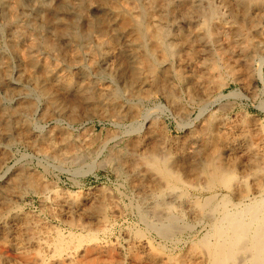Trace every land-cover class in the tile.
<instances>
[{"label": "bare ground", "instance_id": "bare-ground-1", "mask_svg": "<svg viewBox=\"0 0 264 264\" xmlns=\"http://www.w3.org/2000/svg\"><path fill=\"white\" fill-rule=\"evenodd\" d=\"M28 1L36 3L39 8L45 7L47 15H30L25 0H0L6 23L4 32L0 33L7 34L11 52L20 57L24 64V75L28 81H34L36 92L46 100L49 112H45L42 118H51L52 115L70 118L75 114L76 98H94L102 107V110L99 109L102 112L107 110V106L111 109L110 105L114 103L119 110V89L99 87L90 78L83 82L75 80V73L81 72L88 77L98 68L123 77V89L139 91L142 98L150 97L155 92L166 91L169 94L171 90L167 75L171 77L175 73L169 61L173 57L180 58L185 49L202 60L203 66L199 65L203 69L189 81L187 94L201 104L202 111H206L220 95L222 81L219 78L232 75L241 80L240 74L243 73L241 65L224 60L227 51L223 52L220 41L223 38L226 40L228 50L241 48L248 53L247 57L255 49V37L264 33V0H59L54 6L45 5L44 0ZM95 3L102 11L99 18L87 16ZM115 27L119 29L118 37ZM120 35L123 39L121 48L116 43ZM122 48L126 51L137 50L140 57L127 65L121 58ZM98 56L100 65H97ZM193 57L188 59L192 61ZM85 62L89 70L82 72ZM245 65L249 69L253 66L250 62ZM254 74L256 77V72ZM0 88L11 96H16V93L22 96L17 104L14 100L16 105L11 108L0 97V136L15 129L20 137L32 141V145H29L45 156L65 151L70 154L71 161L78 160L79 156L71 152L72 149L66 150L65 143H69L70 138L65 130H52L44 137L29 134L30 119L36 111L37 101L30 97L28 89L16 91L10 83V71L3 59H0ZM168 96L170 103L180 111L179 99L175 100L171 93ZM150 113V109L132 112L126 118L129 129L126 128L125 132L131 134L137 131L138 119H146ZM208 115L203 118L204 123L201 122L199 128L188 132L182 147L160 137L159 125L153 121L149 122L145 133L142 132V137L137 135L140 138L127 145L133 157L128 171L136 174L139 167L148 169V178L134 179L132 187H135V197L130 202L132 211L144 226L143 231H132L131 236H125V242L97 243L84 251L74 252L71 249L68 251V242L61 238L50 239L49 228L33 219L32 215L9 209L7 213L0 212V237L6 242L5 246H10L6 251L0 250V264H46L44 254L49 246L53 247L55 258L48 264H175L172 263L173 259L171 261V250L167 243L177 249L187 248L177 264H264V127L257 128L256 123L249 121L247 126L239 122L242 128L239 126L240 129L233 133L235 122L232 125L223 113L217 115L210 111ZM213 117L217 120L219 137L210 133ZM124 153L115 159L122 162ZM215 153L224 156L225 168L221 166L222 162L214 165ZM170 157L175 159V170L171 172L166 168V160ZM3 163L4 158L0 156V167ZM180 173L185 175L183 182L178 177ZM218 173H223L221 176L227 173V180L221 182L216 177ZM233 178L235 185H232ZM204 179L206 182L199 186ZM217 183L229 187L235 197L230 199V195H226L218 198L213 191L202 200H191L187 188L196 186L211 191L216 189ZM41 189L45 187L39 184L36 177L22 172L14 179L11 188L1 189L0 204L24 195L22 190ZM42 192L44 194V190ZM10 206L7 205V208ZM110 223L104 218L95 228L107 236ZM197 226L202 227L201 236L194 234ZM185 232H190L192 237L184 238L182 235ZM152 235L160 238V245L151 240ZM12 249L23 250L19 258L7 254Z\"/></svg>", "mask_w": 264, "mask_h": 264}, {"label": "rangeland", "instance_id": "rangeland-1", "mask_svg": "<svg viewBox=\"0 0 264 264\" xmlns=\"http://www.w3.org/2000/svg\"><path fill=\"white\" fill-rule=\"evenodd\" d=\"M27 1L28 0H25L26 9H28L27 11L30 13V15L32 14V16H36L35 14L40 13L43 15V17L44 15H47L45 12V7L39 8L36 3L33 4L32 1ZM44 1L45 5L47 6H54L59 3V0ZM97 5L98 3L92 5V7L89 9V12L87 13V16L91 18L101 17L102 11L98 9L99 7H97ZM4 15V8L0 4V32H4L6 24L4 23ZM115 28L117 30V36L119 34V29L117 27ZM0 34L2 37L0 38V59L5 61L10 71V83L13 87H15L16 91L28 89L31 93L30 97L37 101L36 111L33 113L30 119L31 130L29 131V134H35L44 137L46 134L51 133L52 130H57L59 128L63 129L67 132L68 138H70V140L68 139L69 143H65L66 150L72 149L73 151L71 150V152H74L79 156L78 160L76 161H71L72 159L70 154L64 153L65 151H63V153L60 151L53 155L49 154L51 158L48 156V154L45 156V154L37 150L35 147L30 146L32 145V141H25L26 139H23V136L20 137V135H18V131L15 129L11 130L10 133L5 135L7 137L0 136V156L4 158V163L0 167V191L4 188H11V184L13 183L14 179L25 171L33 177H36L39 184L45 187V189H41L42 191L44 190V194L40 190H22L25 192H23L24 195H21L18 198L10 197L11 201H8V203H1L0 212L5 211L7 213L9 209H13L14 212L26 214L28 216L32 215L31 217L33 219L39 221L40 224L44 225L45 228H49V237H51L50 239L61 238L63 241L68 242L67 245L70 247L68 251L71 249V251L74 252H81L97 243L109 244L125 242V236H131L132 231H136L138 229L141 231L144 230L143 224L139 222L140 220L132 211L130 202L135 197V187H132L134 179L148 178L149 175H146L148 169L146 167H139V169L135 172L136 174L128 171L127 168L132 163L133 157L131 154H129L130 150L127 145H129L132 140L137 141L138 138L143 136V133H145L149 125V122L153 121L154 123H157L159 125L158 130L160 131L159 136L167 142L170 141L169 143H176L178 147H182L185 144L186 135L190 130L197 129L200 127V125H202V123H204L203 118H207V115L210 113V111L215 112L217 115L223 113L225 117L227 116V119H230L232 125L235 122L234 126L236 127L233 129V133L242 128L241 125L247 126L249 122H253L254 124L256 123L258 126H256L257 128L264 127V33L259 35V37H255V49H253L251 55L247 57L245 56L248 55V53L243 52L241 48L235 47L233 50H228V45L225 43L226 40L223 38L222 41H220L219 45L221 46L222 50L224 49L223 52L227 51L228 53H225L224 60L235 63L236 65H241V70L243 73L242 75L240 74L241 80H237V76L232 75H224L222 78H219L220 81H222L223 87L220 88V99L218 97L217 101L210 104L206 111H202L200 108L201 104L198 101H195V98L190 97L189 94H187V85L189 81L193 79V76L195 77V74L198 71L203 69V63H201L202 60L200 58L193 57L192 52L190 53L189 50L185 49V51L189 52L184 51L181 53L180 58L173 57L169 61L172 65V69L175 72L173 75H176L173 76L171 74L172 78L167 75V80H169L168 83H170L168 88L171 90V97H174L175 100L179 99V104L181 105L180 111H177L175 105L170 103L168 96L170 93L167 94L165 91V96L164 92H155L154 94H150V97L142 98V96H139L141 95V92L139 91H137V93L134 92L135 90L126 91V89H123L125 88V83H123V80L125 82V79L123 77L119 78V76L108 74L103 69L98 68L95 70V72H91L88 77L81 72L75 73V80L77 82H79V80L80 82H83L86 78H90L95 83H97L99 87L109 86V89H119L121 92L118 94L117 103H120L121 107H119V110H117L118 108L114 106V103L112 104L113 106L110 105L111 109L107 106V110L102 112L100 111L102 110V107L96 103L94 98L87 100L76 98L75 102L77 105L75 107V114L70 116V118L69 116L58 115H50L51 118H42L45 112H49L48 106L46 105V100L36 92L37 88L34 87V81H28L29 79L24 75V64L20 57L11 52L8 46L7 34ZM260 38L263 39L261 40ZM116 43L119 44V47L121 48L123 44L121 35L119 36V39L116 41ZM124 50L123 48L121 49V58L127 65L130 61H134V59L140 57V52L137 50ZM184 53L187 55V57H185L186 55ZM188 56L193 57V62L188 59ZM184 57L185 59L183 60ZM97 58L99 59V56L96 57V60ZM257 58H259V60ZM246 60L249 61L247 62ZM99 61L100 59L97 60V65H100ZM185 61L188 63H185ZM249 62L253 65L250 69L245 65V63L248 64ZM87 64V62L83 64L85 67L82 69V72H87L89 70ZM199 64H202V66ZM255 72L257 74L256 77H254ZM184 87H186L185 92ZM174 90L177 91L178 94ZM0 97L3 98V101L5 102V105L8 106V108L14 107L17 102L22 99L20 94L18 96V93H16V96H11L1 88ZM14 100L16 104L14 103ZM176 104H178V102H176ZM149 109L151 113L148 116L149 118L147 117L148 119H144L143 117L138 119L139 123L137 122L136 125L138 128L137 131H132L130 132L131 134H129V132H125L126 128L127 130L129 129V123H127L128 120L126 118L132 112H145ZM174 110L177 112L174 113ZM224 112L226 114H224ZM183 114H185L186 117L183 116ZM215 118L216 117L212 118L214 123L211 119L212 123L210 133L212 135L215 133L213 136L219 137V128H217V120ZM234 119L236 120L234 121ZM145 120L148 121L146 122ZM236 121L238 123H236ZM256 121L261 124H257ZM239 122L241 125H239ZM142 124H144V126ZM239 126L241 127L239 128ZM213 127H216L217 129ZM212 128L217 132H213ZM122 153L125 154V156H123L121 159L123 163L118 162L115 159ZM215 154L216 155L213 157L216 158L217 162L215 161L214 165L217 166L216 163L220 162L221 164L222 162L221 166L223 165V168H225V163L223 161L224 156L222 154L220 155V153L219 155L218 153ZM59 156L62 158L59 159ZM173 159L174 157H170L166 160V168L169 169L170 172L175 170V159ZM142 168L143 171H141ZM227 173L224 176H221L223 173H218L216 177L220 178L221 182L226 181L228 175ZM178 177L182 182L185 180V175H182V173H180ZM205 182L206 180L204 179L199 186H202ZM223 183H217L215 186L216 189L211 191H206L204 188L200 189L196 186L194 188H187V191L192 196V201L198 199L202 200L213 191L219 196L218 198H222L226 195H230V199L234 198L235 193L233 191L230 192L229 187L223 185ZM232 185H235L234 178ZM46 189H49L50 191L47 190L45 194ZM44 196H50L49 199H47L49 203L46 200L47 197L45 198ZM72 196H74V198ZM44 202L45 204H43ZM53 204H57V206H54ZM7 205L10 207L7 208ZM46 206L49 207L47 208ZM53 208L54 210H52ZM110 209L112 211H110ZM25 210H27V212ZM104 212H107L106 215H103L105 214ZM100 218H106L109 220V223L111 222L110 232H108L107 236H104L102 231L95 228L102 220ZM54 223L55 225H53ZM50 227H52L51 229L53 230H51ZM201 229V226H197L194 234L201 236L203 233V230ZM189 233L190 232H185L182 236L184 238L186 237L187 239H190L192 235ZM51 235H53V237ZM150 238L155 243H157V246L161 244L160 238H158L156 235H152ZM0 242V250L3 249V251H6V249L10 248L8 244L5 246L6 242L4 243L1 237ZM167 244H169V247L168 245L167 247L171 250V261L173 259L174 262L172 261V263L177 264L179 257L184 252H186L187 248L177 249V247H173V244ZM52 248V246H49V248L47 247V251L44 254L47 262H53L55 258V255L52 253ZM17 250L19 249H12V252L9 251L7 254L12 258L17 259L20 257L23 251L22 249L19 251ZM67 252H65L64 255ZM165 256H167V254ZM47 262L46 264H48Z\"/></svg>", "mask_w": 264, "mask_h": 264}]
</instances>
